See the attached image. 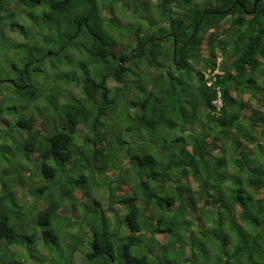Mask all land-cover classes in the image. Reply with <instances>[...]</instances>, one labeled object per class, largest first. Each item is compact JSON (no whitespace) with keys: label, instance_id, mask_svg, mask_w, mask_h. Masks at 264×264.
Masks as SVG:
<instances>
[{"label":"clouds","instance_id":"clouds-1","mask_svg":"<svg viewBox=\"0 0 264 264\" xmlns=\"http://www.w3.org/2000/svg\"><path fill=\"white\" fill-rule=\"evenodd\" d=\"M0 264H264V0H0Z\"/></svg>","mask_w":264,"mask_h":264},{"label":"trees","instance_id":"trees-1","mask_svg":"<svg viewBox=\"0 0 264 264\" xmlns=\"http://www.w3.org/2000/svg\"><path fill=\"white\" fill-rule=\"evenodd\" d=\"M223 214V213H222Z\"/></svg>","mask_w":264,"mask_h":264}]
</instances>
